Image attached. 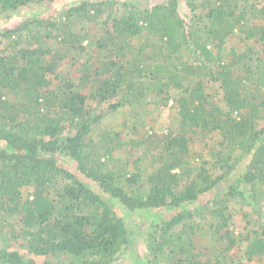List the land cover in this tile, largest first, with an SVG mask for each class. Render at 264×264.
I'll use <instances>...</instances> for the list:
<instances>
[{
    "label": "trees",
    "instance_id": "1",
    "mask_svg": "<svg viewBox=\"0 0 264 264\" xmlns=\"http://www.w3.org/2000/svg\"><path fill=\"white\" fill-rule=\"evenodd\" d=\"M168 106L121 166L104 118ZM140 232L141 264H264V0H0V264H121Z\"/></svg>",
    "mask_w": 264,
    "mask_h": 264
},
{
    "label": "rangeland",
    "instance_id": "2",
    "mask_svg": "<svg viewBox=\"0 0 264 264\" xmlns=\"http://www.w3.org/2000/svg\"><path fill=\"white\" fill-rule=\"evenodd\" d=\"M150 1L152 0H148V2ZM183 10L184 12H187V6H184ZM150 108H153V106L151 105ZM170 114L171 111L169 106L162 107L160 110H155L152 113L146 114L144 115L146 116V123L141 124L137 129H132L131 127L125 125V122L127 121L131 123L137 122L135 113L131 111L111 113L104 118L102 126L122 131L123 137L126 140V145L116 153V156L119 158V164L121 166H131L132 158H134L133 156L142 153L143 149L146 148V145H144V141H146L148 135H152L154 133L160 134L166 131L167 123L172 118ZM210 160L212 161V158H210ZM152 162L154 161L152 160L151 163ZM146 163L147 161L145 162V164ZM240 171L241 170L239 168L237 172ZM31 190L32 189L30 188H25L24 194H29ZM230 206L232 207L234 212L232 225H234L237 230H239L246 224L250 216H252L253 211L249 206L242 205L239 202L233 201L230 203ZM154 215L155 214H150L149 212L139 210L135 213H130L127 216L125 215V219L130 229L134 230L135 232H139L140 230L149 227L151 221L155 218ZM167 216L168 213L163 211V217L167 218ZM138 236L133 239V244H131L128 253L122 259L121 264H141L138 260V256H140L139 253L143 254L145 252V248L142 242L141 232L140 234L138 233ZM14 244L18 245L16 243ZM37 260L41 262L43 259L37 257Z\"/></svg>",
    "mask_w": 264,
    "mask_h": 264
}]
</instances>
